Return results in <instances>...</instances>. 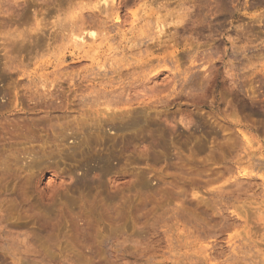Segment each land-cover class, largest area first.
I'll return each instance as SVG.
<instances>
[{"label": "rangeland", "instance_id": "1", "mask_svg": "<svg viewBox=\"0 0 264 264\" xmlns=\"http://www.w3.org/2000/svg\"><path fill=\"white\" fill-rule=\"evenodd\" d=\"M102 3L0 0V264H264V0Z\"/></svg>", "mask_w": 264, "mask_h": 264}, {"label": "bare ground", "instance_id": "2", "mask_svg": "<svg viewBox=\"0 0 264 264\" xmlns=\"http://www.w3.org/2000/svg\"><path fill=\"white\" fill-rule=\"evenodd\" d=\"M101 2H103L104 4H106V3H107V0H101ZM103 3H102V4H103ZM159 26H161V25L159 24ZM90 34H91V33H90ZM91 35H92V34H91ZM91 35H90V36H91ZM77 38H79V40L83 41V37H82V36L79 35Z\"/></svg>", "mask_w": 264, "mask_h": 264}]
</instances>
